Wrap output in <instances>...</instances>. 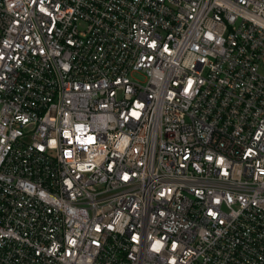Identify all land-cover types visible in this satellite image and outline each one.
<instances>
[{
  "label": "built area",
  "instance_id": "1",
  "mask_svg": "<svg viewBox=\"0 0 264 264\" xmlns=\"http://www.w3.org/2000/svg\"><path fill=\"white\" fill-rule=\"evenodd\" d=\"M0 264H264V0H0Z\"/></svg>",
  "mask_w": 264,
  "mask_h": 264
}]
</instances>
